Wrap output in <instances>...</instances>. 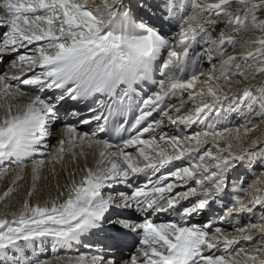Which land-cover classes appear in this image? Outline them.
Returning a JSON list of instances; mask_svg holds the SVG:
<instances>
[{
  "label": "snow or ice",
  "instance_id": "obj_1",
  "mask_svg": "<svg viewBox=\"0 0 264 264\" xmlns=\"http://www.w3.org/2000/svg\"><path fill=\"white\" fill-rule=\"evenodd\" d=\"M0 28V202L26 160L32 179L0 213V264H264V211L238 219L264 209V172L241 175L264 167V0H0ZM225 112L244 122L218 130ZM66 159L79 178L61 184ZM45 168L55 194L33 201ZM213 203L235 234L195 220ZM37 242L87 251L40 259Z\"/></svg>",
  "mask_w": 264,
  "mask_h": 264
},
{
  "label": "bare ground",
  "instance_id": "obj_2",
  "mask_svg": "<svg viewBox=\"0 0 264 264\" xmlns=\"http://www.w3.org/2000/svg\"><path fill=\"white\" fill-rule=\"evenodd\" d=\"M241 35H243V33H241ZM248 50H249L248 48H237L235 50V52L230 53V54L244 55L247 53ZM253 83H256V82L254 81ZM229 95H232V93H229ZM235 117L236 116H234V114H231L230 115V121H229L228 125H226V126H234L236 123H240ZM168 127H172V126H168ZM168 127L165 128V131H169ZM219 128H220V125L217 126L218 130H219ZM80 130L84 131V129H80ZM255 137H260L262 142H264V125H261L260 129H258L254 133L253 138H255ZM55 144H56V139L52 138L50 141V145L54 147ZM39 159H47V157H41ZM92 162H93L92 157L90 156L89 157V163L91 164ZM81 163H83V161H81ZM175 163L178 164L181 162H175ZM26 165H28V167L26 168L25 173H24V180L19 184V186L15 189V191L10 193V195L6 201L0 202V213H3V212L11 213L12 211H15L16 209H18L20 207V202L23 199V193H25L28 190H31V185H32L31 162L27 163ZM66 165L67 166L65 169H62L60 165H57V171L60 174L58 176V180H59V183H61V184H63L65 182V179L68 176V171H77V173H78L77 178H79L78 165H75V164H72L71 162H68L67 159H66ZM14 168L15 167H13V169ZM260 172H264V167H260V166L255 165V164L250 169H248L246 173H245L244 169H241L242 179L251 182L253 179L256 178L257 174H259ZM14 176H15V171H11L7 175L0 173V195H3L4 191H6L9 187H12V179ZM43 177H48V179L47 180L43 179ZM56 183H57V179H53L51 177V174L49 173L48 169L45 168L42 171V179L37 184V195L33 197V201L45 199L50 194L54 195ZM230 191H232L231 188H230ZM5 203L8 204V207H5ZM183 203L185 204L186 201H183ZM259 209H261V208L257 205L254 209L255 215L242 214L238 218L240 224L241 225H247L248 223H256L258 221V217L261 213V211ZM9 218H11V217H9ZM233 222L235 223V218H234ZM220 227L224 228L228 232H232L233 234H235L233 232V226L229 225L227 222L223 223ZM242 246H244L246 248V250H250V248H251L250 245H242ZM39 249H40L39 244L37 242L36 256L38 258H40V259H54L55 256H52L51 254L46 258L41 257L40 255L42 253H40ZM27 254L29 256H31L32 255V249H28ZM59 256H64L66 258L67 257H75L72 255H59Z\"/></svg>",
  "mask_w": 264,
  "mask_h": 264
},
{
  "label": "rangeland",
  "instance_id": "obj_3",
  "mask_svg": "<svg viewBox=\"0 0 264 264\" xmlns=\"http://www.w3.org/2000/svg\"><path fill=\"white\" fill-rule=\"evenodd\" d=\"M239 119H241V118L239 117Z\"/></svg>",
  "mask_w": 264,
  "mask_h": 264
}]
</instances>
